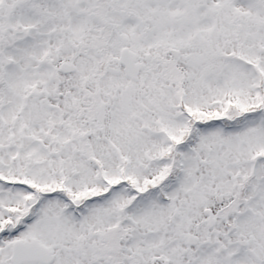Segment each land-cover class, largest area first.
Masks as SVG:
<instances>
[{"label":"snow or ice","instance_id":"1","mask_svg":"<svg viewBox=\"0 0 264 264\" xmlns=\"http://www.w3.org/2000/svg\"><path fill=\"white\" fill-rule=\"evenodd\" d=\"M0 264H264V0H0Z\"/></svg>","mask_w":264,"mask_h":264}]
</instances>
